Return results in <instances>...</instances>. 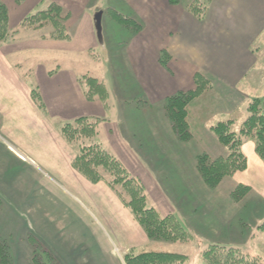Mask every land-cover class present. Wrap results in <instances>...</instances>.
I'll use <instances>...</instances> for the list:
<instances>
[{"label": "rangeland", "instance_id": "obj_1", "mask_svg": "<svg viewBox=\"0 0 264 264\" xmlns=\"http://www.w3.org/2000/svg\"><path fill=\"white\" fill-rule=\"evenodd\" d=\"M169 1L172 5L180 3V0L177 3ZM97 2L102 6L100 10L102 11L101 27H97L100 41L96 56L95 54L90 55L94 61H97V64L84 61L81 57L77 60L66 58L59 62L60 65H71L83 74L85 72L84 75L94 76L93 74H96L102 82H107L108 85L105 83L107 89L109 86L112 97L116 99L114 101L116 111L119 117L122 115L121 130L131 144L138 148L136 150L143 154L144 167L153 172L151 173L158 185L156 190L159 193L150 191L146 184L112 152L105 139L103 140L104 122L108 119L97 116L105 120L95 124L96 135L85 141L99 143L116 156L127 169L129 176L135 179L134 182L137 181L142 186L145 208H153L160 220L166 219L161 227L163 234L149 235L132 207L127 206L109 184L107 179V177L110 178L109 172H104V178L92 181L73 166L79 145L67 141L60 132L61 125L73 119L60 120L58 140L62 153L65 150L61 157L65 159L67 155L70 159L69 171L45 169L34 158L19 151L0 132V246L5 247L6 253L10 256L8 264H128L140 255L160 252L174 256L170 260L171 264H226L224 261L229 255V250L233 248L237 249L239 255L242 254L246 259H254L264 264L263 200L249 196L250 190L241 194L240 197H234L232 192L239 186L237 185L231 191V198L234 199L235 204L231 202L232 208L227 212L229 223L226 227L221 226L219 210L222 209L217 201L213 205L210 204L213 202L211 198L207 202L197 197L193 204L191 198L188 197L186 200L181 193L173 195L174 189L170 187V177L172 178L175 172L166 170L164 162L166 158L161 157L163 164L156 156L153 158L143 150L144 144L147 147L143 134L158 125L157 121L152 119L153 117L166 116L170 123L169 127L177 136L167 116L165 106L168 97L177 92L165 98L159 105H148L149 102L138 89L132 76V69L130 70L131 67L124 51L128 38L132 34L137 35V24L133 28L122 24L114 17L112 11L139 18L121 0H97ZM193 2L194 0L188 7ZM41 8L43 6L35 7L30 14ZM72 15L68 11L65 26ZM25 28L30 33L36 31L35 33H42V35L52 30L50 26L41 29ZM143 28L142 26V30ZM66 29L68 32L67 26ZM68 35L70 36L69 32ZM13 36L2 44L11 43ZM62 41L69 42L70 40ZM256 47L258 62L252 72L240 83L238 88L240 91L222 89L216 77L210 76L215 79L212 85L210 84L186 106L191 138H193V129L207 124L208 130L223 149L220 155L215 152H213L214 155L208 154L211 159L228 155L227 147L220 143L213 134L211 130L213 125L229 121L233 129L238 131L248 118L249 107L253 104H259L263 108L261 112H264V43ZM85 70H94L95 73L91 74ZM100 75L105 81L100 78ZM196 87L194 76V85L191 90ZM109 98L108 89L107 103L100 100L104 105L106 104V109L110 108ZM92 121L95 120L92 119ZM163 132L166 130L163 129ZM191 138L189 140L178 138V140L190 146L192 151L198 150L195 141L192 142ZM60 141L65 144V149ZM247 142L253 143L245 139L244 144ZM204 153L206 152H199L196 157V170L199 175L197 158ZM231 176L223 178L216 186H209L200 175V180L210 192V196L207 197H217L216 200H222L224 196L220 189H224L223 181ZM70 177L71 180H69ZM66 182L74 183L73 187L77 188L78 192L82 190L88 198L78 199L72 195L71 190L65 187ZM90 185L96 187L100 196H91L92 193L90 194L88 188ZM121 185L120 183L124 197L127 200L131 199L130 193H127L124 187L121 188ZM179 190L176 189V191ZM223 201L226 200L223 199ZM226 203L228 206L227 201ZM170 204L173 207H170ZM169 217L171 219H168Z\"/></svg>", "mask_w": 264, "mask_h": 264}, {"label": "crops", "instance_id": "obj_2", "mask_svg": "<svg viewBox=\"0 0 264 264\" xmlns=\"http://www.w3.org/2000/svg\"><path fill=\"white\" fill-rule=\"evenodd\" d=\"M2 1L9 10L10 27L19 31L11 43L0 45V132L45 169L69 171L70 159L67 155L65 159L61 157L65 150L62 153L59 144L58 123L80 116L105 117L108 120L104 122L103 140L150 191L159 193L153 172L144 167L143 154L121 130L122 115L119 117L116 111V99L109 86L110 108L106 109L102 101L86 96L79 80L85 72L59 62L81 57L97 64L90 55L96 56L99 46L95 13L102 6L97 0H25L20 4L16 0ZM121 1L136 13L144 27L128 38L124 51L132 76L148 105H159L178 91L191 90L194 76L200 71L216 77L222 89L240 91V83L258 62L256 46L264 43V0H211L204 20H198L188 11L193 0H180L178 5H172L169 0ZM50 2L73 14L66 23L71 36L69 42L43 38L47 33H30L25 27L20 29V23L32 9L37 6L44 9ZM163 50L170 55L167 66L161 63ZM87 71L95 73L94 70ZM33 88L40 92L45 112L34 102ZM152 119L158 125L143 134L147 146L144 144L143 150L153 158L156 156L158 161L166 158V170L175 172L170 177L173 195L181 193L186 200L191 198L193 204L197 197L207 202L211 198L213 205L217 201L222 209L219 210V222L225 227L229 223L227 212L234 203L231 191L237 185L248 186L249 196L264 201V162L256 154L252 142L243 146L247 156L246 169L223 181L224 189L220 190L227 206L223 199L207 197L210 192L196 170L199 152L214 155L213 152L221 154L223 150L207 124L192 130L191 140L198 148L192 151L190 146L178 140L166 116ZM62 145L65 149V144ZM161 162L164 164L163 160ZM70 184L66 182L65 187L72 195L78 199L88 198L82 190L78 192L73 187L74 183ZM88 188L92 197L100 196L96 187L90 185Z\"/></svg>", "mask_w": 264, "mask_h": 264}, {"label": "trees", "instance_id": "obj_3", "mask_svg": "<svg viewBox=\"0 0 264 264\" xmlns=\"http://www.w3.org/2000/svg\"><path fill=\"white\" fill-rule=\"evenodd\" d=\"M21 3L23 0H16ZM177 3L178 0H171ZM211 0H194L188 7V11L198 20H204L207 15L208 5ZM114 17L122 24L131 28L137 24L136 32L142 30V23L134 16H125L117 11H112ZM68 18V11L55 2L33 14L26 16L20 23V27H35L38 29L51 27V32L43 38L56 40H70L65 22ZM17 30H12L9 25V10L5 2L0 0V45L8 38L12 37ZM170 58L166 50L161 52V62L167 66ZM80 83L89 99H99L107 103L108 89L104 82L95 76L82 75ZM213 79L210 75L198 72L195 75L196 88L187 92L180 91L168 97L166 100V113L171 124L180 140H189L191 138L190 126L187 121L186 106L199 94L212 85ZM32 98L37 106L46 111L45 103L37 88L32 89ZM106 105V104H105ZM259 104H253L249 107L250 114L244 121L242 127L236 131L229 121L219 122L211 128L217 140L225 145L228 150L226 157H217L211 159L207 154H201L197 158V169L203 181L209 186H216L225 177L233 175L236 171L244 170L247 167V157L243 151L245 139L254 143L256 154L264 162V112ZM94 119L95 121H92ZM104 118L97 116H80L71 121L65 122L60 127L63 137L72 144L79 145V151L73 162L83 175L92 181H98L104 178V172H109L107 177L109 184L116 190L120 198L132 207L133 212L143 223L150 236L163 234L161 227L166 219L160 220L153 208L144 206L145 196L141 192V185L135 179L130 177L127 169L121 164L120 160L104 149L99 143H88L86 139H91L97 133L96 123L104 121ZM94 124V125H93ZM95 126V127H94ZM77 145V146H78ZM101 167V168H100ZM103 168V170H102ZM121 188H125L130 193L131 199L124 197ZM133 183V184H132ZM250 188L245 185H239L233 190L234 197H240L241 194L249 191ZM168 219H171L170 217ZM172 221V220H170ZM237 249L229 250V255L225 259L226 264H261L254 259H246L242 254L239 255ZM10 256L6 253L5 247L0 246V263L8 264ZM172 254L157 253L143 254L128 262V264H171ZM141 262V263H140Z\"/></svg>", "mask_w": 264, "mask_h": 264}, {"label": "water", "instance_id": "obj_4", "mask_svg": "<svg viewBox=\"0 0 264 264\" xmlns=\"http://www.w3.org/2000/svg\"><path fill=\"white\" fill-rule=\"evenodd\" d=\"M98 13V12H97ZM96 13V14H97ZM95 14V19H96V22H97V26L100 27V24H101V16H102V11H100L97 15Z\"/></svg>", "mask_w": 264, "mask_h": 264}]
</instances>
